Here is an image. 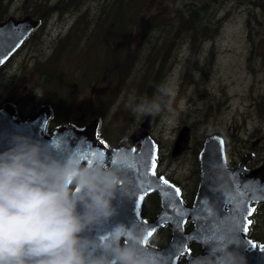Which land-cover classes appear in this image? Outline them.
<instances>
[{
  "label": "clouds",
  "instance_id": "obj_1",
  "mask_svg": "<svg viewBox=\"0 0 264 264\" xmlns=\"http://www.w3.org/2000/svg\"><path fill=\"white\" fill-rule=\"evenodd\" d=\"M172 95L166 85L152 97L133 94L125 105L137 116H157ZM62 155L40 140L16 134L0 151V264H163L143 247L144 230L118 227L102 244L82 233L111 217L112 201L129 180L133 154L121 147L112 163L96 151ZM132 234L131 242L123 233ZM98 249H102L98 251ZM211 264H247L246 256L225 239L209 248Z\"/></svg>",
  "mask_w": 264,
  "mask_h": 264
},
{
  "label": "rangeland",
  "instance_id": "obj_2",
  "mask_svg": "<svg viewBox=\"0 0 264 264\" xmlns=\"http://www.w3.org/2000/svg\"><path fill=\"white\" fill-rule=\"evenodd\" d=\"M99 1L101 0H88L87 7L82 11H88L93 16L97 15L98 11L95 6ZM147 2L149 6L148 13H155L166 4L165 0H148ZM250 4L253 7L257 5L262 7L261 0H227L218 6L215 19L220 25L218 27L214 26L215 31L211 35L212 40L203 42L198 46V49H195L197 70H195L189 54L191 52L189 35L180 33L179 37L174 36L175 40L173 39L172 43H177L171 49V54L168 58L169 68L165 72L163 81V85H166L171 90L172 95L168 98V107L159 115L153 116L150 125V132L155 138L160 139L164 148L168 149L175 140L184 121L195 123L192 124L196 132L192 140L193 147L196 142L199 143L201 141L200 139L208 130L224 133L230 138V132L235 131L238 126L245 123V103H247L249 96H253L252 91H248V88L251 87L249 83L253 80V77L246 70V57L248 52H251L252 41H259L263 38L260 26L257 23L253 25L251 22L245 21ZM24 9H32L30 0H9L6 7L0 8V17L15 16L16 13H22ZM188 12L184 11V14L187 15ZM261 15L264 17V8ZM75 16L77 14L65 12L63 15L58 14L37 31L41 41L36 46V49L41 54V57L49 56L54 50L56 41L71 30V32L74 31L73 17ZM150 32L154 44L161 46L164 41L163 36L166 34L156 28H153ZM26 51L16 60V65L26 64L25 60L28 58V56H25L24 59ZM211 52L213 53L212 61L209 63L206 77L203 79L200 68L205 67V59L211 56ZM30 58L27 63H29ZM253 63L259 70L260 63L258 64L256 59L253 60ZM68 64L70 67L75 68L77 64L81 65V61L78 60V57H71ZM144 65V60L137 61V68H142ZM190 68L194 71L191 72V76L194 75L193 83L186 79V70ZM97 69L99 73L94 75V77L90 78V74L88 75L86 82L80 87L71 105H69V111L66 109L63 119L68 117L64 121H74L83 126L89 124L93 120L91 115L92 108L100 102L102 93L110 89L112 98L105 120V136L110 141L124 139L145 118V116H137L131 111H127V115L120 111L123 100L134 90L131 84L133 80L129 77L127 81L110 88V84L113 82L111 76L106 74L104 67ZM137 72L139 73V71ZM132 75L134 78L138 76ZM97 77L101 79L96 83ZM262 82L261 92L264 91V79ZM35 83L39 84V78L35 77L34 74L28 73L22 80L17 78L15 86L18 92L15 91V93L18 96L17 98H19V102L25 98L20 95L27 92H29V95L25 99L31 102L29 100L33 94L31 89L34 88ZM3 92L4 89H1L0 95ZM35 92L38 100L39 96L42 98L41 90L37 92L36 89ZM119 96L121 98L116 102ZM33 103H35V100L30 105L28 103L18 104L15 101L17 107L26 114L32 110L30 107L33 108ZM57 107L58 105H56V119L58 117ZM245 128L239 129V132ZM193 149L195 150V148ZM228 150L230 152V139ZM183 157L180 161L169 163L164 156L161 168L186 187V185L194 182L196 156L190 150L185 152ZM173 158L171 156L170 160Z\"/></svg>",
  "mask_w": 264,
  "mask_h": 264
},
{
  "label": "water",
  "instance_id": "obj_3",
  "mask_svg": "<svg viewBox=\"0 0 264 264\" xmlns=\"http://www.w3.org/2000/svg\"><path fill=\"white\" fill-rule=\"evenodd\" d=\"M39 23V20L29 14L20 19L11 16L0 21V64L22 45ZM50 118L49 106L41 107L25 120L18 119L15 106L12 104L0 108V151L10 146V141L16 134L28 135L34 140H40L47 144L54 153L58 152L61 155L67 151L79 152L82 148H86L88 151L84 152L82 158H87L99 151L106 156L108 164L112 163L113 152L121 147H127L133 154V159L127 164L129 180L126 187L122 186L118 190L116 198L112 201L115 208L114 214L102 223L93 224L82 235L95 238L102 244L118 227L125 229L128 225L126 228L130 229L136 225L135 227L138 226L137 228L149 232L171 222L173 239L165 250L176 248L184 234L183 222L178 221V214L182 216L184 214V204L180 192L176 193L178 186L157 172L159 148L157 140L150 132L153 116H145L144 121L130 134L131 144L125 140L112 148L108 147L98 136L101 123L98 117L93 118L84 129H78L66 123L47 134L46 128ZM190 141L191 127L185 124L179 130L172 155L175 157L189 150ZM153 157L156 163L155 175L152 174ZM199 159L201 184L194 206L187 210L192 215V220L197 222L195 231H199V238L202 239L205 262H210L207 257L213 238L224 233L225 230L235 229L239 242H234V246L244 253L247 264H264V244L259 249H253L251 253H247V248L253 246V243L247 239L246 232L243 231V228L248 225L245 221L244 209L249 210L248 206L243 205V198L248 199L250 195V199L260 201L264 198L260 196L264 187L255 184L252 179L245 177L246 175L241 177L239 171L230 173L226 167V142L221 134H211L203 140ZM164 180L168 181L167 185L163 183ZM248 184L251 186L246 187ZM152 191L160 193L162 209L154 221L148 222L143 217L141 209L145 197ZM141 197L143 199H140ZM174 199L175 204L171 201ZM248 213L249 211L247 215ZM198 218H200L199 221ZM123 222L124 226L121 225ZM121 232L127 238L126 233L123 230ZM100 250L102 249H98Z\"/></svg>",
  "mask_w": 264,
  "mask_h": 264
},
{
  "label": "trees",
  "instance_id": "obj_4",
  "mask_svg": "<svg viewBox=\"0 0 264 264\" xmlns=\"http://www.w3.org/2000/svg\"><path fill=\"white\" fill-rule=\"evenodd\" d=\"M8 1L0 0V8L6 7ZM147 1L101 0L95 6L98 14L93 16L88 11H82L87 7L88 0H30L32 9H25L23 14H30L39 20V27L58 14H77L73 17L74 31L71 30L60 37L53 52L39 63L42 98H39L41 100L38 105L32 104L34 106L31 112L42 104H49L54 112L58 105L59 114L64 113L67 108L69 111V105L88 75L92 78L99 73L97 68L104 67L106 74L110 75L113 81L110 88L127 81L129 77L133 80L131 84L134 90L120 106V111L127 115L130 110L125 105L133 94L137 97H152L156 94L157 86L163 85L165 72L169 68L168 58L172 47L177 43L173 44L172 40L174 36L179 37L180 33H187L190 37L189 54L197 70L195 49L203 42L212 40L214 26L220 25L215 19V13L218 6L227 0H165V6L155 13H148ZM184 11L189 12L185 15ZM5 18L7 17H0V21ZM262 22L259 21L258 24ZM153 28L166 34L161 46L154 44L150 32ZM212 55L211 52V56L205 59V67L200 68L203 79L212 61ZM71 57H78L81 65L70 67L68 61ZM141 59L145 61V65L137 68V61ZM191 72H194L192 68L186 70V79L193 83L194 75L191 76ZM132 74L138 76L134 78ZM99 79L101 78H96V83ZM111 98L110 89L104 91L100 102L91 110L92 118L98 117L101 120L99 137L109 143L112 141L105 136V120ZM120 98L119 96L116 102ZM18 114L20 119L27 118L23 117L24 114L19 109ZM60 123L54 118L48 126V131ZM187 123L195 124L184 121L182 126Z\"/></svg>",
  "mask_w": 264,
  "mask_h": 264
},
{
  "label": "flooded vegetation",
  "instance_id": "obj_5",
  "mask_svg": "<svg viewBox=\"0 0 264 264\" xmlns=\"http://www.w3.org/2000/svg\"><path fill=\"white\" fill-rule=\"evenodd\" d=\"M261 1H262V7L259 5H257L256 7H253L252 4L249 5L245 18L246 22H251L253 25L256 23L258 24L259 21H263L262 23L258 24L260 26L261 34L263 35V38H261L259 41H255V40L252 41L251 52H248V55L246 57V70L248 74L253 77V80L249 83V86L251 85V87L248 88V91H252L253 96H249L247 98V103H245L246 120L243 125L238 126L235 129V131L230 132V138H228L227 137L228 135L224 133L221 134L226 142V167L228 170H230V173H236L235 171H239V175L241 177H244L246 175L245 177H248V179H252V181L255 184L264 187V91L261 92V87L263 83L262 80L264 79V20H263L264 17H262L261 15L262 9L264 8V0ZM24 10L22 11V13L21 12L16 13L15 17L17 19H20L23 18L25 15H27L26 13L23 14ZM40 28L41 27L38 26L29 35V37L22 43V45L18 47V49H16L12 55H10L5 61H3L0 64V91L1 89H4V92L0 95V108L4 107L5 105H10V104L14 105L16 109L17 117L19 115L18 114L19 108L15 104V101L18 102V104L28 103V105H30L32 101L35 100L36 105H38V102L41 100V99L38 100L35 92L36 89L37 92L38 90H41V79H42L41 66L39 65V63L42 62L43 57H41V54H39L38 50L36 49V46L41 41L40 36H38L37 33V31ZM25 51L26 53L24 55V59L25 56H28V58L25 60L26 64L20 66L16 65V60ZM29 58L30 61L29 63H27ZM254 59L258 61V64L260 63L259 70H257V68L254 66L253 63ZM28 73L34 74L35 77H38L39 84L35 83L34 88L31 89V93L33 92L32 98L29 99L31 102L25 99L28 98L29 92L20 95L25 98H23L22 100H20L21 102H19L18 101L19 98H17L18 96L15 93V91L18 92V89L15 86V82L17 78H19V80H22L24 77H26ZM254 81L255 83H253ZM39 98H41V96H39ZM43 105H47V104L40 105L33 112H31L33 108L30 107L32 110L27 114L22 111L24 114L23 117H27V118H21V119L19 117L18 118L20 120H25L30 118V116L34 114ZM50 108L52 111V118L50 119L48 126L54 120V118H56V112H54L51 106ZM64 113L62 115L58 113L57 120L61 123L54 126L53 129L60 127L64 123H70L76 126L77 128L84 127L83 125H79L74 121H64L65 119H68V117H65L63 119ZM188 125L191 127V141H190V149L187 151L191 150L194 152L196 156L195 157L196 168L194 170V177H195L194 182L189 185H186V187L179 180L168 175L166 171H163L161 165L163 163L164 156L169 163L176 162L182 160L184 158L183 154L187 151L174 157L172 155V150L175 140L167 149L163 147L160 139L156 138L159 146V152L157 157V172L160 175H164L168 180L174 183V185L178 186L184 204L183 216L179 215L177 212L179 217L178 221L183 222L184 234L179 244H177L176 248L175 247L172 248L173 250L172 249L165 250L171 244L173 239V229H172L173 226L171 222L165 223L163 226L157 228L154 231L152 230L153 235L150 237L147 236L148 231L144 230L145 233L144 239L147 237L148 243L147 244L143 243V247L147 248L150 251H153L154 254L157 257H159V259L163 262V264H167V261H169L168 264L170 263L171 264H208V263L211 264L210 262L207 261L205 262L204 260V249H203L204 246L202 244V239L199 238V231H195L197 229L196 226L197 222L194 219L192 220V215L189 213L187 209L192 208V206H194L196 196L201 184V162L199 159V152L202 148L203 140L207 136L215 132L209 130L206 131L204 136L200 139L201 140L200 143H196L195 146L193 147L192 140L196 132L192 124L191 125L188 124ZM48 126L46 129V133L50 134L52 133L53 129L49 132ZM243 127L246 128L243 131L239 132V129H242ZM129 136L124 139H120L119 141L116 142H110V143H107L105 141L104 142L110 148L120 144L124 140H126L130 144ZM229 139H230V152L228 150ZM193 148H195V150ZM171 156L174 157L172 160H170ZM234 177L236 178V175ZM249 186L251 185L248 184V186L246 187ZM260 196L264 197V191L261 192ZM243 199H244L243 205L249 207V210L244 209V214L246 217L245 221L246 222H248L249 220L252 221L250 225L249 224L247 225L248 231L246 232V237L247 239H250L254 245H256L255 247L253 246L248 247L246 250V252L248 253L253 249H259L260 246L264 244V198L261 199L260 201H255L254 199H250V195H249L248 199L246 198ZM171 201L174 203L175 199ZM250 208L251 210L255 209V211H251ZM161 209H162V199L160 193L155 191L150 192L145 197L144 202L142 204L141 210L143 217L148 222H152L156 219ZM248 211L251 212V215H249V213L247 215ZM199 219L200 218H198V221ZM121 225L124 226V222ZM127 226L128 225L125 226V230L127 229L126 228ZM147 229H148V225H147ZM125 233L127 235V238L125 239L131 242L132 234L130 232H125Z\"/></svg>",
  "mask_w": 264,
  "mask_h": 264
},
{
  "label": "snow or ice",
  "instance_id": "obj_6",
  "mask_svg": "<svg viewBox=\"0 0 264 264\" xmlns=\"http://www.w3.org/2000/svg\"><path fill=\"white\" fill-rule=\"evenodd\" d=\"M101 147H102V145H101ZM101 154L104 155L102 152H101ZM91 155H95V153H92ZM155 168H156L155 157H153V159H152V174L153 175H155ZM163 183L165 185H167L168 184V181L167 180H164ZM179 192H180V190L177 188L176 189V193L179 194ZM140 199H143V197H141ZM251 211H255V209H252ZM249 215H251V212H249ZM247 223L250 225L252 223V221L249 220ZM153 231H154V229H153ZM153 231H149L147 233V236H149V237L152 236L153 235ZM243 231L244 232H247L248 231L247 225L243 228ZM226 233L228 234V241L230 243H234V242H237L238 243L239 242V236L236 234V230L235 229H231V230H225L224 233L220 234L217 237H214L213 238V243L216 242V241H222V240H224ZM143 243L144 244H147L148 243L147 237L144 239ZM255 246L256 245L253 244V247H255ZM217 264H219V262H217Z\"/></svg>",
  "mask_w": 264,
  "mask_h": 264
}]
</instances>
